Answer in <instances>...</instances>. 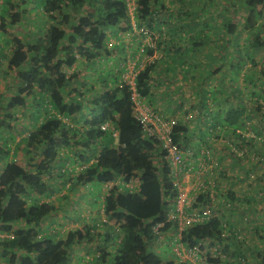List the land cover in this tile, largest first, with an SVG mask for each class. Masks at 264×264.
I'll list each match as a JSON object with an SVG mask.
<instances>
[{
  "label": "trees",
  "instance_id": "1",
  "mask_svg": "<svg viewBox=\"0 0 264 264\" xmlns=\"http://www.w3.org/2000/svg\"><path fill=\"white\" fill-rule=\"evenodd\" d=\"M30 1L37 8L33 19L37 23L34 21L32 27L41 24L43 18L45 28H38L45 30L43 39L35 37L26 41L22 50L20 43L7 56V67L12 69L17 81L15 88H11L9 82L0 90V128L8 133L0 134L1 158L8 154L2 140L12 143V158L0 165V264H69L75 247L83 246L86 247L84 254L97 253L96 262L189 264L188 260L167 259L153 249L156 245L153 225L163 222L161 230L165 238H171L177 225L167 220L168 211L174 207L177 188L171 164L165 157V147L144 132L132 112L129 84L120 81L128 48L123 40L109 41L110 36L120 37L119 32L132 33L126 0H4L0 30L6 31L9 25L22 22L25 9L18 7L21 2ZM242 1L248 8L244 10V20L232 16L225 27L233 45L234 36L242 30L248 34L244 39L245 48L262 49L257 74L251 75L253 79L264 80V0ZM163 7V0H136L135 24L139 27L146 24L160 31L155 14ZM29 22L32 23V19H25V23ZM159 43L160 40L155 47H146V52L154 53ZM117 46L121 49L119 52ZM134 48L132 54L137 50L136 46ZM244 55L232 57L235 71L231 81L237 78L239 59L244 61ZM249 60L256 64L253 57ZM156 63L154 59L147 64L135 79L137 90L148 100L152 88L150 71ZM87 77L94 79L86 80ZM84 84H87L86 89H83ZM257 86L254 82L250 86L251 95L264 99V84ZM212 98L207 102L204 98L200 103L202 107L206 105L203 116L210 119L208 127L217 131L226 123L233 128L232 132L239 129L236 134L244 140L239 144L256 150V138H248L240 129L246 118L263 109L262 103L248 102L249 111L244 98L227 107H220L217 99ZM20 116L30 118L33 127L11 131L9 120ZM105 121L117 128L116 137L111 130L101 127ZM191 135L185 121H177L172 127V141L183 148ZM18 151L21 152L19 158L16 157ZM229 151L238 162L241 156L228 147ZM76 166H79L77 171ZM120 175L128 180L136 176L139 183L132 190L114 184L108 195L103 194L101 187L98 201L103 204L102 227L86 221L87 218L79 220L82 217L72 219L77 225L62 233L49 232L43 227L56 207L52 196H59L68 180L72 179L74 184H91L96 180L103 185ZM259 178L264 180V172ZM208 191L206 188L199 192L194 207L211 202ZM243 194L240 197L234 191L224 193L223 201L213 209L227 204L228 213L210 214L208 220L185 227L181 236L184 245L199 246L201 255L213 264L222 261V253L236 262L227 259L225 264H245V250L236 242L231 221L238 216L235 209L242 198L247 200L248 210L258 208L253 206L254 194ZM65 196L66 192L62 198ZM259 229L260 226L253 225L254 231ZM260 234L264 235V222ZM167 240L169 243L170 239ZM90 242L96 246L88 247ZM232 243L234 249L229 251ZM256 253L254 264H264V247ZM75 261L80 263V258Z\"/></svg>",
  "mask_w": 264,
  "mask_h": 264
},
{
  "label": "rangeland",
  "instance_id": "2",
  "mask_svg": "<svg viewBox=\"0 0 264 264\" xmlns=\"http://www.w3.org/2000/svg\"><path fill=\"white\" fill-rule=\"evenodd\" d=\"M14 1V0H13ZM16 2H20V0H15ZM164 7L160 8L156 11L155 20L159 23V28H161L162 33L157 30V28L150 29L146 24L141 25L142 27L146 28L147 30H151V34L154 33L156 36L155 43L164 36L162 41L165 40L164 46L170 50L167 56L159 57L158 61L161 63L157 68L163 75V83L166 86L162 89V92L167 94L168 99H173L174 101L180 100L181 97L184 98H193V87L190 89L189 84H182L181 78L179 76V71H188L189 64L196 59H200V62L197 60L196 63H199L198 66L203 67L201 68V72L197 73V77L199 80L205 83L206 90L215 91L218 88L212 78L205 77L207 74V67L210 66V73H220L221 80L226 79L227 84L223 86V89L226 87L228 92H235L239 93L240 89L237 85H230V81L228 78L231 73V66L230 60L231 58L238 54L241 50V53L246 54L248 60L253 57L256 61V64L253 65L252 71L253 73L257 74V63L261 61V57L263 55L262 49H248L244 47V42L248 36L247 31H238V33L234 36V45L232 44V37L230 33L227 32L225 27L226 22L231 19V17H237V19L241 18L244 20L245 15L244 10L248 8L244 5L242 0H163ZM18 7L20 10L24 8L25 11L23 13V20L22 22H17L15 24H11L8 26L9 31L7 32L9 35L10 43L7 44V48H11V52L14 51L17 46L22 43L21 50L24 48L26 41L32 40L33 38H40L43 39L45 30L38 29L39 27H43V18L41 17V24H37L32 27V24L37 23L36 20H32L33 22L25 23V19L30 18L31 14L35 13L36 7L33 1L23 3ZM233 11V12H232ZM30 21V20H28ZM9 24V22H8ZM122 24V23H121ZM140 26V27H141ZM139 26L136 25V31L133 33H123V37L120 40L124 41L125 46L128 48L126 54L131 55L132 52L136 47H140L142 42L146 43L144 38V33L140 32ZM7 29V30H8ZM145 29V30H146ZM6 30V31H7ZM31 30V31H30ZM31 34H28V32ZM143 31V30H142ZM1 32V30H0ZM129 32V31H126ZM136 37V38H135ZM140 40V42H139ZM167 44V45H166ZM8 45L10 47H8ZM233 45V47H232ZM14 47V48H13ZM130 49V50H129ZM239 50V51H238ZM118 51V49L116 50ZM158 54V53H157ZM163 54V53H162ZM164 55V54H163ZM166 55V54H165ZM239 56V54H238ZM163 58V59H162ZM26 59L24 63H26ZM107 62V61H106ZM220 66L219 69H216L215 66ZM7 70L4 68H0V90L4 89V86L7 83H11V88H15L16 77H14L13 72L8 75L9 80L5 78L3 75ZM84 73V72H82ZM93 73V72H91ZM209 73V74H210ZM94 74V73H93ZM95 75V74H94ZM81 76V75H80ZM173 76V77H172ZM7 79V81H6ZM94 78H86V80H93ZM232 79V78H231ZM263 83L264 80L260 78L256 79ZM217 82V80H215ZM262 82V83H261ZM260 84L258 86H260ZM80 86V83H78ZM203 85H197L195 88H203ZM87 84H84L83 89H86ZM220 87V86H219ZM10 91V90H9ZM247 91V92H246ZM249 94V89L244 88V93ZM86 94L90 95L89 92ZM195 96V95H194ZM252 96V95H251ZM243 99L245 96L240 95L235 98ZM254 98V97H253ZM258 100L259 97H256ZM234 101V102H235ZM262 105L263 109L261 111H257L256 115H252L250 118H246V122L244 128L241 133L243 135L252 136L256 138V145L258 148L254 150V148H250L247 144H243L242 146H238L236 148V144L233 143L232 151L238 156L240 155L239 161L233 162L232 166H226V171L229 173H225V176H221V172L223 171L222 162L220 163V167H218L220 161H225V159L221 158L220 154H222L224 148L221 146H214L215 151L212 148H207V166L214 168L213 173L210 175L209 181V193L211 192L213 195V199L209 204H206L209 208L210 214H218L221 213H228V206H219L218 209L214 210L213 208L217 205L219 201H223L224 193L227 191H234L237 195L241 197V195L246 192L250 194H254L253 206H257L258 209L251 211L248 210V203L246 199L242 198V203L238 204L235 211L238 215L232 219L233 229L235 231L236 242L241 245V247L245 250L246 262L245 264H254V258H257L256 250H260L264 247V235L262 236L261 233V226H263L264 222V180L259 178V175L264 172V99L259 100ZM211 102V101H210ZM31 119L28 117H20L19 119H11L12 129L11 131H17L18 128L21 129H31L33 127ZM253 125L258 127L259 132L253 129ZM1 129V128H0ZM4 131V128L1 129V132ZM5 132V131H4ZM233 135L232 136H230ZM219 135L216 138H219ZM235 134L232 131H229L228 140L230 141H237L238 138H235ZM35 138V137H34ZM32 138V140H34ZM26 142V141H25ZM115 142V140H114ZM7 148L8 154L4 156V158L0 157V165L6 163V159L10 155V150L12 149V143H5V140H2L1 144ZM7 144V145H6ZM228 145V142L225 143ZM230 147V146H229ZM230 150V149H229ZM219 152V153H218ZM17 151H15L16 155ZM21 154V153H19ZM201 155V159L204 158L203 154ZM3 159V160H2ZM261 159V160H260ZM232 167V168H231ZM218 168V169H217ZM200 174V175H198ZM198 174H196L193 178H189L185 181V186L189 188L190 196H197L199 191L205 186L206 180L202 177V171L198 170ZM91 189H87L82 191V188H77L75 191L72 192V189L65 188L66 191V200L69 205L74 206L79 213H82L86 210V207L82 208V204H85L89 198V209L90 207L96 208L100 214V207L101 203L98 201V197L100 195L102 185L94 180L91 181ZM75 189V188H74ZM82 192V194H81ZM244 196V194L242 195ZM52 201L54 203L58 202L60 204L61 196L59 195L57 199L52 196ZM205 202V201H204ZM207 203V202H206ZM78 204H80L78 206ZM205 205V204H204ZM60 206V205H59ZM192 206H195L193 203ZM247 209V210H246ZM59 212L60 210L57 209ZM51 214V213H50ZM103 214V213H102ZM51 216V215H49ZM102 216V215H101ZM69 227H73L74 225L70 226L72 219H68ZM81 226L82 222L79 223ZM260 226L258 231L253 230V225ZM77 225V224H76ZM228 226V225H227ZM228 228V227H227ZM167 239H170L169 236L165 238V241L168 242ZM234 239V238H233ZM240 242H239V241ZM233 244L230 246V250H233ZM153 249L159 254L160 256H164L167 259L175 258L178 260L177 255L174 253L173 249L168 245V243H162L160 245H156ZM229 248H227L228 250ZM94 250V249H93ZM86 252V251H85ZM176 255V256H174ZM198 255V259H199ZM204 260L205 258L202 257ZM202 259V260H203ZM222 261L217 264H225L227 259L235 262V259L232 257L225 256L224 253L221 254ZM189 264L192 262H197L194 258L190 259L187 258ZM201 259H199L200 262ZM110 260L107 262H93L94 264H109ZM88 264H92V261L87 262ZM73 264V262L71 263ZM74 264H77L74 260ZM207 264H213V262H209Z\"/></svg>",
  "mask_w": 264,
  "mask_h": 264
},
{
  "label": "crops",
  "instance_id": "3",
  "mask_svg": "<svg viewBox=\"0 0 264 264\" xmlns=\"http://www.w3.org/2000/svg\"><path fill=\"white\" fill-rule=\"evenodd\" d=\"M3 6H4V0H0V12L3 10ZM30 17L32 20L35 19V13H32ZM8 31H9V29L7 31H1L0 32V50H3L6 54V56H4L2 54V51L0 53V68L5 67V69L7 71L4 73L3 76L9 80L8 75H10V73L13 71H12V69H9V67H7V56L11 55V53L9 54V51L11 50V48H9V49L7 48V44L10 43L9 35L7 33ZM30 31L28 32V34H31ZM161 33H162V31L159 34H161ZM163 38H164V36L160 39L161 45L159 46V44H160L159 43L158 44L159 47L154 52L155 63L156 62L157 63L154 66V68H152V70L150 71L151 77H150L149 82L151 83L152 88H151L149 100H148V98H146V99L148 100L149 104L153 108L160 111L163 115L168 116V117H173V118L175 117L177 121H185L187 123L188 127L190 128V132H192V135H191L190 141L186 144L185 149H187V151L185 154V159L192 161L193 170L197 168V161L201 157V155H200L201 149H203V148L207 149L208 146L210 148H212L214 151H215L214 146H221L222 148H224L222 154L219 152L218 153L221 155L220 156L221 158L225 159V161H220L218 167H220V165H221L220 163L222 162L223 171L221 172L220 175L225 176L227 173H229L228 171L225 172L226 166L228 167V165H229V167H230V166H232V163L235 162L233 160V157L231 156V152L230 151L228 152V147L230 146L229 149L232 151V148H233L232 144L233 143H235L237 145L236 148H238L239 142H244V140H243V138L241 140L239 138V136H237V134H236V132L239 129H235V132H233L236 135L235 138H238V140L237 141L228 140L229 131H232L231 129H233V128L229 127V125L226 123L224 125H222L217 131L211 127H208V125H209L208 120H210V119L205 118L203 116V114H204L203 112L205 111L206 105H205V107H202L200 105V103L203 102L204 98L206 99V102H207L208 99H210V98L213 99L212 97L214 96L217 99V102L219 103L220 107H223V106L227 107V106H231L232 104H234L235 98L237 97V95L240 96V94L241 95L243 94V96H245V98H244L245 104H248V102L251 103L252 100L255 101V99H257V98H256V96H251L250 92L252 90V87H250V86L253 84V82L256 83V85H259L260 82L256 80L257 78L253 79V75H251L253 73V71H252V69H249V68H253L252 67L253 64H252L251 60H248V58L245 54L244 55L245 56L244 61H242V58L239 59V72L237 74V78L235 79V81H231V78L234 75L233 71H235L234 67H232V63L234 64L235 62H233V58H231V60H230V66H231V72H232L231 74L232 75H230L228 80L230 81V85H232V84L237 85L238 88L241 89L242 93L241 92H239V93L228 92L226 87L223 89V86H225L227 84L226 79L221 80V74L220 73H214V72L210 73L211 72L210 66H208L207 67V74L208 75L205 77V79L212 78L215 85L218 87L215 89V91H212V90H206L205 89L206 84L203 83L202 81H200L199 77H197V73L201 72V68L203 69V67L198 66L199 63H196L197 60L200 62V59L198 58V59L192 61L191 64H189V70L188 71H182V70L179 71V76L181 77L179 79L182 81L181 83L183 85L189 84L188 86H190V89L193 87V91H194L193 98L190 97V99H189V98L181 97L180 100L174 101L173 99H168L167 94L162 92V89H164L166 86L163 83V79H164L163 75L160 72V70H158V68H157L159 65H161V63L158 61L159 57H162V56L165 57L170 52V50L167 48V46H164L165 42L162 41ZM139 42H140V40H139ZM8 47H10V46L8 45ZM118 49H119V47H118ZM120 50L121 49H119L118 52ZM238 54L241 55V51L238 52ZM240 55H239V57H240ZM234 56H236V55H234ZM262 57H263V55H262ZM262 57H261V60H262ZM215 67H217L216 69L220 68V66H217V65ZM86 71H88V70H86ZM254 75H256V74H254ZM7 79H6V81H7ZM215 80H217V82H215ZM16 81H17V79H16ZM262 84H264V82ZM262 84H260V85H262ZM197 85H203L205 87L195 88ZM163 86H164V88H163ZM244 88L249 89V94L246 93L247 91L244 93ZM256 88H258V86ZM259 100H262V99H260V97H259L255 103H257V101H259ZM248 109H249V111L251 109V108H249V104H248L247 110ZM16 114L18 115V113H16ZM20 117H22V116H20ZM22 118H24V117H22ZM253 129L255 131L259 132V129L257 127H253ZM4 134H8L7 131H5ZM219 135H221V136L219 138H216ZM230 136L233 137V135H231V134H230ZM227 142H228V145H225V143H227ZM240 145L242 146L243 144H239V146ZM19 153H21V152L18 151V155L16 156L17 158L21 157V154H19ZM11 158H12V156L9 155L7 159L9 160ZM202 160H204L206 163H208L206 156H204V158ZM195 175H196L195 173H192V175L189 176V178H193ZM198 175H200V174H198ZM210 175H211V173L209 171H202V177H204V180H206V183H209ZM74 180L75 179H73V181ZM68 181L70 182V180H68ZM69 182H67L65 187H67L68 189L71 187L72 192H76L75 190L77 188H82V191H83L84 186L86 187L85 191L87 189H91V186L81 185L80 183H76V184L71 183L72 179H71V182L70 183ZM65 187L59 193L61 195V200L59 201L60 204H57L58 202L55 203V206H56L55 210L51 212V214H50L51 216L47 217V220H45L43 227H47L45 229H48L49 232L55 231V232L62 233V232L66 231L67 229L70 228L67 220L68 219L69 220L70 219H76L77 217H82V218H79V220L80 219L84 220V218H87L88 220L85 219L86 221H88L90 223L96 222L98 226L102 227L101 220L104 219V217H103L104 215L102 214V212L100 211V214H99V212L97 211L96 208L90 207V209H89V207H88L89 198L86 197V199H88V201H86L85 204H82V208L85 205L86 210L82 213H79L75 208L76 204H74V206H71L68 204L66 197L62 198V194L67 191V190H65ZM206 188H209V187H206ZM81 194H82V192H81ZM57 197L55 199H57ZM79 205L80 204H78V206ZM57 209L60 211L58 212ZM76 224L77 223H73V221H71L70 226L76 225ZM90 245H91V247H94V246H96V243L90 242L88 247H90ZM85 251H86V247H84V246L79 247V248L75 247V249L73 251V255H71V259H70L69 264H71L72 262L74 264V260H77V258H80V263H81V261H84V262H82V264H88L87 262H89V261H92V264H94L93 262H96L95 257L97 255V253H92V255H88V254H84ZM83 257H84V259H83ZM76 262H77V264H80V263H78L79 261H76Z\"/></svg>",
  "mask_w": 264,
  "mask_h": 264
},
{
  "label": "built area",
  "instance_id": "4",
  "mask_svg": "<svg viewBox=\"0 0 264 264\" xmlns=\"http://www.w3.org/2000/svg\"><path fill=\"white\" fill-rule=\"evenodd\" d=\"M126 6L128 13L133 24L132 32L136 31V24L134 18V12L136 8V0H126ZM140 32L144 33V42H142L140 47H137V50L134 54L128 55V59L124 66V71L120 75V81H124L129 84L131 90V105L132 112L136 119L141 123L144 132L155 139H157L165 147V157L168 159L170 164L173 166L172 173L174 174V183L177 188V196L174 202V207L168 211L167 220L176 222V227L174 231L170 234V240L168 245L173 249L174 253L177 255L179 260H187V258H194L198 260V264H207L209 262L202 258L201 250L199 246H186L181 240L182 231L185 227L208 220L210 217L209 208L207 205H201L198 208H192L196 196H190L189 188L185 186L183 180L187 181L190 174H198V170L209 171L212 173L213 168L208 167L207 163L201 158L197 161V168L192 169V161L185 159V154L187 149L179 146L176 142L172 141V127L177 122L176 118L168 117L163 115L160 111L153 108L145 96L141 95L136 88V75L143 69L147 64L153 63L155 59V54H149L146 52V47H155L156 36L154 33L151 34V30H147L144 27L139 28ZM146 29V30H145ZM143 30V31H142ZM123 33L129 32H119L120 37L110 36V43H117L120 38L123 37ZM156 51V50H155ZM103 129H109L112 132V135L115 137L118 134L117 128L109 121H105L101 124ZM208 149H201L200 154L207 156ZM184 177H181V175ZM139 183V180L136 176L131 177V179H125L124 176L120 175L115 181H107L102 185L104 190L103 194H109V188L114 184H117L118 187L123 188L127 187L130 190L134 189ZM208 183L203 186L205 188ZM108 190V191H107ZM210 199L212 201L213 195L210 192ZM163 222H157L153 225V238L156 245L166 243L164 233L161 230ZM171 244V245H170ZM155 245V246H156ZM198 255L199 259H198ZM203 259V260H202ZM192 264H197V262H192Z\"/></svg>",
  "mask_w": 264,
  "mask_h": 264
},
{
  "label": "clouds",
  "instance_id": "5",
  "mask_svg": "<svg viewBox=\"0 0 264 264\" xmlns=\"http://www.w3.org/2000/svg\"><path fill=\"white\" fill-rule=\"evenodd\" d=\"M171 167L173 168L172 165H171ZM77 168H79V166H76V168H75L76 171L78 170ZM192 169H193V166H192ZM213 171H214V168H213V170H212V173H213ZM191 175H192V174H190V176H191ZM181 177H184V175L182 174ZM183 182H184V184H185V180H183ZM81 185H87V186H90L89 183H87V184H81ZM206 187H209V184H207ZM206 187H205V188H206ZM207 189H208V188H207ZM202 190H203V189H202ZM61 191H62V190H61ZM61 191H60V192H61ZM60 192H59V193H60ZM199 192H200V191H199ZM59 195H60V194H59ZM197 195H198V194H197ZM208 195H210L209 191H208ZM196 198H197V196H196ZM196 198H195V201H196ZM209 198H210V196H209ZM210 200H211V199H210ZM195 201H194V202H195ZM200 206H201V205H200ZM200 206H199V207H200ZM102 207H103V204H101V207H100L101 212L103 213V209H102ZM192 208H198V207H194V206H193Z\"/></svg>",
  "mask_w": 264,
  "mask_h": 264
}]
</instances>
